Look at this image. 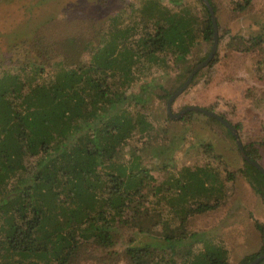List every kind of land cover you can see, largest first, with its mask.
Segmentation results:
<instances>
[{
  "label": "trees",
  "instance_id": "trees-1",
  "mask_svg": "<svg viewBox=\"0 0 264 264\" xmlns=\"http://www.w3.org/2000/svg\"><path fill=\"white\" fill-rule=\"evenodd\" d=\"M172 1L176 9L163 0L130 2L108 26L89 20L55 34L41 26L0 58V264H233L226 247L187 227L189 219L222 206L227 182L239 174L264 198V174L243 156L244 166L231 171L212 143L198 139L185 150L204 147L209 159L176 169L187 134L155 124L149 105L169 98L208 57L191 58L201 43L212 46L214 22L204 0L197 10ZM233 3L245 11L254 0ZM223 42L191 83L214 66ZM233 44L256 56L264 79V30ZM175 67L173 91L159 95L156 74ZM249 95L255 106L264 103V93ZM196 113L237 145L202 112L180 119L167 112L166 121ZM258 134L257 143L243 144L257 162L264 124ZM256 227L262 246L238 264L264 253V223Z\"/></svg>",
  "mask_w": 264,
  "mask_h": 264
},
{
  "label": "rangeland",
  "instance_id": "rangeland-1",
  "mask_svg": "<svg viewBox=\"0 0 264 264\" xmlns=\"http://www.w3.org/2000/svg\"><path fill=\"white\" fill-rule=\"evenodd\" d=\"M139 1L0 0V58L7 55L15 44L30 39L41 26L45 27L44 32L50 30L53 34L73 28L81 29L89 20L90 26L95 22L108 26L112 17L122 7H126L130 2L138 4ZM236 1L238 0H214L217 8L215 16L220 23L218 35L224 38L222 46L219 47V57L209 71L201 72L194 83L175 100L172 110L178 113L189 105L208 110L212 108L211 111L224 116L231 124L240 126L239 136L245 145L251 141L257 143L261 138L258 131L264 124V103L255 106L251 99L253 96L248 94L254 91L263 94L264 79L257 73V59L254 54L242 51L241 46L237 49L236 45L229 46L227 43L236 36L254 35L264 30V0H254L253 5L245 11L235 10L233 2ZM163 2L173 9L178 6L172 0ZM180 2L194 6L195 10L200 8L198 0ZM210 46V43H201L191 58L207 52L210 54ZM176 71L177 67L171 70L169 76L156 74L158 84L164 86L163 90H159V95L173 91ZM134 90H139V84ZM167 101L168 98L156 97L149 105L148 112L155 124L161 122L168 125L170 133L187 134L184 150L176 154V169L184 165L204 164L209 159L204 147L191 152L185 150L186 144H190L193 139L212 143L215 151L224 157L231 171L244 166L238 146L221 125L208 123L205 116L197 113L185 118L183 122L166 121ZM130 152L129 147H126L124 153L127 157ZM259 163L264 168V157ZM227 192L222 206L193 215L187 227L226 247L230 262L238 264L244 256L258 252L262 246L256 222L264 223V198L257 194L247 179L240 174L235 180L227 182Z\"/></svg>",
  "mask_w": 264,
  "mask_h": 264
},
{
  "label": "water",
  "instance_id": "water-1",
  "mask_svg": "<svg viewBox=\"0 0 264 264\" xmlns=\"http://www.w3.org/2000/svg\"><path fill=\"white\" fill-rule=\"evenodd\" d=\"M204 2L210 7L211 10V14H212V19L214 22V41L212 44V49L210 51V54L208 55V57L202 61L201 63H199L198 65H196L190 72L188 78L185 80V82L182 84V86H180L175 92H173L170 97L168 98L167 101V112L169 114V116L173 119H180L182 118L188 111H198V112H202L208 116H211L215 119H217L218 121H220L221 123H223L230 131L231 133L235 136L238 148L240 150L241 155L243 156V158L247 161H249L252 165H254L255 167L259 168L263 174H264V168L261 166V164L253 159H251L248 154L245 151L244 145L242 140L240 139L239 136V132L236 129V127L231 124L227 119H225L223 116H221L220 114H217L216 112H213L211 110H208L206 108L200 107V106H195V105H189L184 107L183 109H181L178 113H174L172 110V106H173V102L181 95L185 92V90L189 87V85L191 84L194 76L203 68H205L213 59V57L216 54V51L218 49V45H219V35H218V27H217V19L215 16V12L212 9L210 3L208 0H204ZM264 259V253L259 255L257 258H255L252 262H250L249 264H259L262 260Z\"/></svg>",
  "mask_w": 264,
  "mask_h": 264
}]
</instances>
